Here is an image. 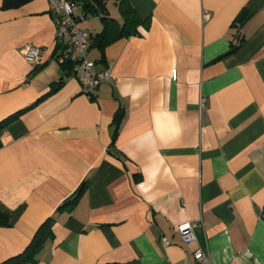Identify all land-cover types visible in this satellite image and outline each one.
I'll return each instance as SVG.
<instances>
[{
    "label": "crops",
    "instance_id": "1",
    "mask_svg": "<svg viewBox=\"0 0 264 264\" xmlns=\"http://www.w3.org/2000/svg\"><path fill=\"white\" fill-rule=\"evenodd\" d=\"M128 1L147 25L120 38V0L80 2L89 59L112 75L90 98L61 66L49 0H0V122L28 109L0 134V264L49 218L28 264H264V0Z\"/></svg>",
    "mask_w": 264,
    "mask_h": 264
},
{
    "label": "built area",
    "instance_id": "2",
    "mask_svg": "<svg viewBox=\"0 0 264 264\" xmlns=\"http://www.w3.org/2000/svg\"><path fill=\"white\" fill-rule=\"evenodd\" d=\"M81 0H49L50 11L56 18V41L65 44L68 40L65 57L74 65L73 73L78 79L82 93L88 97L96 96L99 87L110 80L112 75L109 70L96 71L95 62L89 59L91 34L79 26L82 18L77 14ZM25 59L35 65H40L45 59V51L32 45L23 48ZM205 101H201L204 108ZM264 218V210L261 215ZM179 235L184 244L195 242L194 226L185 224L179 227ZM168 245L169 242H166ZM194 258L199 264H213L209 254L202 250L194 253Z\"/></svg>",
    "mask_w": 264,
    "mask_h": 264
},
{
    "label": "trees",
    "instance_id": "3",
    "mask_svg": "<svg viewBox=\"0 0 264 264\" xmlns=\"http://www.w3.org/2000/svg\"><path fill=\"white\" fill-rule=\"evenodd\" d=\"M34 0H4L3 2V9H17L20 8L30 2H32ZM101 2V0H100ZM120 11L122 13V15L124 16L125 19V23L123 28L121 29V32L119 34V38L120 37H124V36H131V35H135L138 31V28L140 25H147V20H143L139 14L136 12V10L131 6L130 2L128 0H120ZM100 7H101V3H100ZM103 8H101V12L103 13ZM252 14V9L247 8L244 10V13L238 18V21H240V24H244L248 18L251 16ZM114 20L108 19L106 17H103V22L105 23L106 27L105 30L103 31L102 35H100L99 37L101 38V46L105 43H107L108 41V33H107V24L111 23ZM112 41V40H110ZM238 47H235L232 51L237 50ZM61 66L65 71H68V73H73L74 70V65L73 63H71L69 60H62L61 62ZM62 82H59L57 85H54L51 89V91L44 97H42V99L48 97L49 95H51L52 93L56 92L60 86H61ZM40 99V100H42ZM28 109L22 110L10 117H8L7 119L3 120L0 122V134L2 132V130L4 128H6L11 122L17 120L23 113H25ZM122 118V112L118 113L115 117L114 123L118 124L120 119ZM117 135L115 134L113 137V143L115 142ZM2 146V143L0 141V148ZM79 198V197H78ZM78 198H74L70 203L64 204L59 208V211L65 207L71 206L73 204H75L78 200ZM11 221V215L0 209V226L1 227H10V222ZM54 223V218H49L38 230L37 235L35 237V239L30 243V245L26 248V250L13 258H10L4 262H2L1 264H28V263H35L37 262L36 260V255L40 252V250L43 248L45 242L47 241V239L51 236L52 234V230H51V226Z\"/></svg>",
    "mask_w": 264,
    "mask_h": 264
}]
</instances>
